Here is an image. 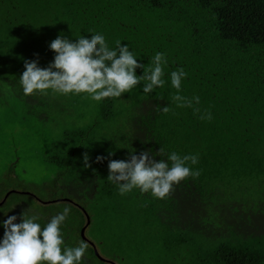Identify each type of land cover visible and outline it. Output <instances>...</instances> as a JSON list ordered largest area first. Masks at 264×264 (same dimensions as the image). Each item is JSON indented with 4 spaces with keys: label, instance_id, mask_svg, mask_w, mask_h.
Listing matches in <instances>:
<instances>
[{
    "label": "trees",
    "instance_id": "16d2710c",
    "mask_svg": "<svg viewBox=\"0 0 264 264\" xmlns=\"http://www.w3.org/2000/svg\"><path fill=\"white\" fill-rule=\"evenodd\" d=\"M91 32L103 33L110 47L117 40L128 43L145 67L156 51L165 52L166 84L149 94L138 84L119 98H106L91 107L86 124L83 105L91 102L87 94L27 96L38 103V120L57 119L61 111L76 121L64 129L62 141H54L42 153L38 150L53 173L48 187L64 192L58 202L71 207L62 225L65 238L73 235L89 246L90 241L96 244L81 233L88 217L92 221L84 200L111 216L113 245L119 241L128 247L140 245L152 235L162 239L167 263L180 249L186 250L195 235H203L220 239L202 264L263 261L264 0H0V80L23 95L18 76L25 59L38 58L40 66H46L54 55L48 44L58 34L74 40L80 35L90 37ZM177 67L188 73L182 94L198 95L200 104L193 107L211 111L210 121L200 120L192 108L174 104L175 114L160 111L176 91L167 73ZM136 71L139 75L142 69ZM159 146L181 154L198 153L199 162L193 167L200 175L181 181L164 199L139 189L120 195L107 179L108 159H123L129 149L139 152ZM109 151L114 155L109 157ZM85 153L87 168L83 167ZM98 155L106 159L97 162ZM15 165L11 164L9 175ZM16 193L39 200L34 193L11 194ZM43 206L42 225L61 211L52 210L50 204ZM8 207L7 214H17V222L24 208L34 209L20 200ZM5 218L0 213V220ZM134 219L142 221L140 230L121 229ZM153 227L158 230L151 232ZM3 231L0 226V237ZM98 243L108 245L105 240ZM90 250L87 264H112Z\"/></svg>",
    "mask_w": 264,
    "mask_h": 264
},
{
    "label": "clouds",
    "instance_id": "9594fccd",
    "mask_svg": "<svg viewBox=\"0 0 264 264\" xmlns=\"http://www.w3.org/2000/svg\"><path fill=\"white\" fill-rule=\"evenodd\" d=\"M48 48L54 55L46 66H40L38 58L24 60V70L18 76L24 96L87 94L91 101L100 102L106 98H119L138 84L142 85L145 94L153 93L166 84L168 60L165 52L156 51L145 67L128 43L117 40L115 47H110L101 32H91L90 37L80 35L74 40L61 33L49 42ZM34 55L38 57V54ZM137 69H142L141 74H137ZM167 76L171 88L176 91L160 111L175 114L174 104L175 108H192L194 113H199L200 120L210 121L211 111L193 107L200 104L198 95L189 97L182 94V82L188 76L184 68L177 67ZM6 87L7 82L0 80V88ZM112 155L114 152L109 151L108 156ZM104 159V156L96 157L97 162ZM83 161V167H90L86 153ZM198 162V153L165 151L162 146L139 152L129 149L123 159H108L107 179L117 186L122 196L139 189L141 193L164 199L181 181L200 175V170L193 167ZM10 210L5 212L0 208V213L6 216L0 220L4 229L0 237V264H87L89 245L86 240H79L73 246L65 243L62 225L70 216V206H63L43 225L38 215H29L24 210L19 213L17 222V214H7Z\"/></svg>",
    "mask_w": 264,
    "mask_h": 264
},
{
    "label": "rangeland",
    "instance_id": "374dc122",
    "mask_svg": "<svg viewBox=\"0 0 264 264\" xmlns=\"http://www.w3.org/2000/svg\"><path fill=\"white\" fill-rule=\"evenodd\" d=\"M10 86L0 91V201L5 194L10 190H16L20 192L34 193L37 199L34 200L27 196L25 193L11 194L8 198L5 206L2 208H11V204L17 200L27 201L33 206L32 211H27L29 215H40L45 210L43 205L50 204L52 210H62L63 206H66L65 201L51 203V200L63 197V193L58 190L49 188L51 185L53 175L50 167L41 159V154L38 150L44 151L48 146L54 144V141H62L64 129L73 127L76 125L75 120L68 119L63 115L61 111H57L59 117L44 118L38 120L39 106L38 103H32V97L23 95H17L13 91L9 90ZM18 93V92H17ZM24 97V98H23ZM99 102L91 101L88 105H83V123H87V119L91 116V107L98 106ZM35 109H30V107ZM27 117L29 119H24ZM10 144L12 145L13 152ZM8 159H14L9 161ZM16 163L13 174L11 173V164ZM47 186V187H46ZM262 189H260V192ZM263 192V191H262ZM82 203L86 207L88 213L91 216V223L85 231L86 236L90 237L99 246L100 253L104 255L108 260L115 262L116 264H179L180 261H188L192 264H202V259L206 258V255L211 254L212 249L217 245L220 238L212 240L203 235H195V238L189 242V246L186 250L180 249L176 258H169L166 263V257L164 256L162 248V239L158 240L152 235L145 237V243L140 245L135 243L128 247V244L119 241L113 245L111 236L112 231L115 229L111 216L105 213L103 209L98 207L91 208L90 203ZM31 208V207H30ZM26 211V209H23ZM22 210V211H23ZM41 212V213H40ZM141 220H133L135 225L130 226L124 223L121 229H135L140 230L143 227ZM218 226V225H216ZM63 230V229H62ZM65 230V229H64ZM151 232L158 230L157 227L150 229ZM148 231V230H147ZM64 235L67 233L63 231ZM152 237V239H149ZM74 239L78 241H74ZM66 240L73 243H69ZM105 240L108 244L103 247L98 241ZM264 240V238H262ZM79 242L78 238L73 235H69L65 238V243L68 246H73ZM90 247V246H89ZM88 247L87 254L89 256L90 248ZM132 252V255L129 254ZM171 257L172 255H168ZM97 264V263H94ZM258 264H264L263 261H259Z\"/></svg>",
    "mask_w": 264,
    "mask_h": 264
},
{
    "label": "water",
    "instance_id": "95a60500",
    "mask_svg": "<svg viewBox=\"0 0 264 264\" xmlns=\"http://www.w3.org/2000/svg\"><path fill=\"white\" fill-rule=\"evenodd\" d=\"M13 191H16V190H10V191H8V192L6 193V195H5V197L3 198V200L0 201V205H1L3 202H5V200L7 199V197H8ZM18 192H20V191H18ZM59 200H61V198L51 200L50 202H58ZM89 223H90V219H89V217H88V219H87V223L85 224V226H84V227L82 228V230H81V233H82L83 237H85V233H84V232H85L87 226L89 225ZM91 243L95 246V244H94L93 242H91ZM95 255H96L98 258L102 259V260H107V262H110V263H112V264H116L115 262H113V261H111V260H108V259L104 258L103 256H101V255L97 252L96 249H95Z\"/></svg>",
    "mask_w": 264,
    "mask_h": 264
},
{
    "label": "flooded vegetation",
    "instance_id": "af4514ba",
    "mask_svg": "<svg viewBox=\"0 0 264 264\" xmlns=\"http://www.w3.org/2000/svg\"><path fill=\"white\" fill-rule=\"evenodd\" d=\"M32 194V193H31ZM34 195V194H33ZM34 196H36V195H34ZM35 198H37V197H35ZM41 201V200H40ZM42 202V201H41ZM90 248H92V250L93 251H95V249L97 250V252L100 254V250H99V247H98V245H96L95 244V246L91 243V241H90ZM93 246V247H92ZM94 248V249H93Z\"/></svg>",
    "mask_w": 264,
    "mask_h": 264
}]
</instances>
